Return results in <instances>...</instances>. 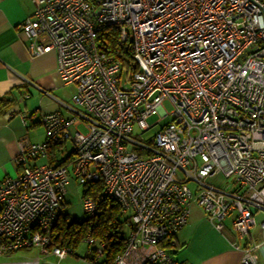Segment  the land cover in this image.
<instances>
[{"label":"built area","instance_id":"1","mask_svg":"<svg viewBox=\"0 0 264 264\" xmlns=\"http://www.w3.org/2000/svg\"><path fill=\"white\" fill-rule=\"evenodd\" d=\"M31 1L19 30L32 57L55 53L60 80L75 87L73 114H43L45 140L19 142V171L0 182V252L72 253L51 244L70 176L100 182L127 217L126 233L117 224L107 233L121 245L110 264H178L174 235L191 202L217 228L233 212L240 237L260 213L264 239V0ZM115 53L129 57L125 67ZM167 116L150 139L133 137L134 126L145 131ZM67 141L63 162L31 163ZM217 176L224 181H206ZM82 209L91 222L98 200L83 196ZM83 241L92 262L109 243L89 231ZM234 248L239 264H255L251 247Z\"/></svg>","mask_w":264,"mask_h":264},{"label":"crops","instance_id":"2","mask_svg":"<svg viewBox=\"0 0 264 264\" xmlns=\"http://www.w3.org/2000/svg\"><path fill=\"white\" fill-rule=\"evenodd\" d=\"M34 8L31 0H0V98L11 101L10 107L0 112V182L6 176L18 173L14 159L22 139L45 140V130L40 122L43 114L56 111L65 117L73 114L69 107L75 87L60 80L55 53L50 51L32 57L29 41L19 30V23L31 17ZM53 147L56 149L52 151ZM63 147L64 144L52 145L45 156L37 157L31 163L59 164L72 150L63 156ZM233 215L232 212L223 218L217 228L200 207L189 203L188 223L174 235L173 259L178 264H239L241 253L234 248L236 245L251 247L255 264H264V239L258 225L262 215L255 214L256 224L244 237L233 229ZM123 218L125 221L127 217ZM123 223L120 230L126 233L127 227ZM77 247L62 259L51 252L42 253L37 247L0 252V264H23L36 259L38 264H102L103 257L92 262L86 246L81 255L76 253Z\"/></svg>","mask_w":264,"mask_h":264},{"label":"trees","instance_id":"3","mask_svg":"<svg viewBox=\"0 0 264 264\" xmlns=\"http://www.w3.org/2000/svg\"><path fill=\"white\" fill-rule=\"evenodd\" d=\"M114 31L115 30L112 29L110 34L109 32L106 33V37H108L109 42L107 43L109 51H114L115 45L117 44L116 32ZM115 54L119 58L122 67H125L129 61V57L124 54ZM10 105L11 101L9 99L0 98V112L10 107ZM54 149H56V147H53L52 151ZM101 191L102 184L100 182H95L83 187L82 196L89 195L95 200H98V215L93 218L91 222H88L85 220V218H71L68 213L63 212L59 216L58 221L52 229V245L67 246L70 247L73 252V249H75L83 241V238L88 231L90 232L91 236L97 240L109 241L107 233L110 226H112L113 224H117V230H120L124 218L120 214L119 205L114 200L101 195ZM120 250V243L118 244L109 241L108 248L104 252L102 264H110L113 256Z\"/></svg>","mask_w":264,"mask_h":264},{"label":"rangeland","instance_id":"4","mask_svg":"<svg viewBox=\"0 0 264 264\" xmlns=\"http://www.w3.org/2000/svg\"><path fill=\"white\" fill-rule=\"evenodd\" d=\"M164 108L167 111H170V106L166 103L164 104ZM157 115H151L147 117L146 122L148 124H152L157 120ZM170 120V117H165L160 124L153 125L151 128L141 131L137 129L135 126L133 127V137L138 139L139 135L142 137L143 140L150 139L159 129L161 124H164ZM80 130L84 131L82 127H79ZM65 147H63L62 150L65 149L64 152H62V155L64 156L66 151L68 152L72 148V143L70 141H67L64 143ZM208 183L211 184H220L222 181H224L222 176H217L215 178H210L206 180ZM188 185L190 187H193V184L191 182H188ZM83 185L79 184L72 176L69 177V183L66 186V194H65V205H64V212L68 213L71 218H77V219H83L84 212L82 209V190ZM85 243L81 242L78 245V250L76 253H79L80 255L85 250Z\"/></svg>","mask_w":264,"mask_h":264}]
</instances>
